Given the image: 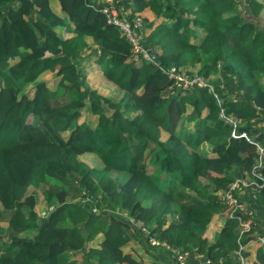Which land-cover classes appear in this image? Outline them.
<instances>
[{
    "label": "trees",
    "instance_id": "16d2710c",
    "mask_svg": "<svg viewBox=\"0 0 264 264\" xmlns=\"http://www.w3.org/2000/svg\"><path fill=\"white\" fill-rule=\"evenodd\" d=\"M104 5L0 0V264H148L133 236L209 264L246 257L260 222L242 231L230 219L211 243L207 232L264 143V30L207 1L116 0L142 19L144 58ZM198 76L215 86L183 87ZM28 186L43 189L45 215L24 200ZM244 190L263 206L264 185Z\"/></svg>",
    "mask_w": 264,
    "mask_h": 264
},
{
    "label": "built area",
    "instance_id": "2783aa9c",
    "mask_svg": "<svg viewBox=\"0 0 264 264\" xmlns=\"http://www.w3.org/2000/svg\"><path fill=\"white\" fill-rule=\"evenodd\" d=\"M115 1L116 0H107L105 1V5L101 8V11L106 16L107 22L120 28V30L125 34L127 39L132 44L134 52L141 51L143 57L148 58V54L150 52L146 48H144L142 45L144 35L142 32L141 17L136 16L135 18L130 19L128 17L127 11L124 10L123 7L116 6ZM145 54H147V56H145ZM185 81L186 80H184V82ZM189 85H192V83H189L187 86ZM219 116L222 117L226 123L228 122L232 124L234 127L239 122L235 118L225 115L222 110L219 112ZM251 121L254 123L255 118L251 119ZM258 125L264 128V122H260V120H258ZM236 133L237 132H234V129H233L231 132V135L234 137H244L248 142H252V143L254 142L252 138L248 136L245 132H240L237 134ZM255 145H256V150H257V155H258V161L256 165L264 166V143L255 142ZM251 175H258L257 172L255 171V167L252 169L251 173L249 174V176ZM249 176L241 177L239 180L233 181L232 183H230L229 189L222 195V199L224 203L230 206V210L232 209L233 211H235L236 209H239L241 211L247 212V217L249 214H251V212H248L245 209L244 202L241 201V198H242V195L245 193L244 188L252 186L251 182L248 181ZM235 189L239 190L238 191L239 196L235 195L234 193ZM42 214L45 215L46 212H43ZM236 220H238L239 223L242 225L243 230H247L249 228L248 222L242 224L240 222L239 217ZM258 240L260 241L262 245H264V236L260 235L258 237ZM149 242L151 244L156 243L155 239L152 237L150 238ZM174 253L177 259L176 264H187L186 261L189 255L187 252H179L177 250H174ZM237 253L239 254V252ZM204 261H205V264H209L211 260L205 257ZM236 264H248V263L244 260V257L241 254H239L238 261H236Z\"/></svg>",
    "mask_w": 264,
    "mask_h": 264
},
{
    "label": "rangeland",
    "instance_id": "374dc122",
    "mask_svg": "<svg viewBox=\"0 0 264 264\" xmlns=\"http://www.w3.org/2000/svg\"><path fill=\"white\" fill-rule=\"evenodd\" d=\"M186 1H188L189 6L190 7H193L194 9L198 8L199 3H201V2L204 3V1H207L209 3L210 11L212 9L213 10H215V9H217V10H225V11H230V10H234L235 9V6H233V1L231 2L232 5H227V1L228 0H199V1L186 0ZM206 15H207V18H208V13H206ZM198 37H199V31H197L194 34H192L189 37V40L190 41L191 40H197ZM246 43L249 44L250 41L247 40ZM146 49L149 51L148 47H146ZM145 56H147V54H145ZM168 71L169 72L173 71V68L172 69H169ZM194 82H197L196 85H199V86L208 85L210 88H212V87L215 86L214 85L215 84L214 83L215 81H208V82H206V81L202 80V77L201 76H198V77H196L194 79L186 80L183 83V87H186L189 83H194ZM222 84H223V82L219 83L220 88H222ZM224 90L227 91L228 89L226 90V88H224ZM28 95L31 96V92H29ZM130 102L133 103V104L135 103V101H134L133 98L130 99ZM210 108H212V104L210 105ZM155 119L158 122H160L161 124L166 123V119L165 118L155 117ZM141 121H142L143 125L145 126L147 123H149L151 121V118L142 115L141 116ZM260 122H264V116L261 118ZM254 167H255V171L257 172L258 175H251V176H249L248 177V181H250L251 184H252L251 188H254L255 191H256L259 187H261L262 185H264V166L255 165ZM239 179H240V177L237 178V179H235L234 181H237ZM42 190H43L42 188L35 189L33 186H28V188L26 190V193H25V197H24V200L26 199V201H29L27 203L31 204L33 206V208L37 211V214L40 215V216L43 215L42 214L43 212H46L47 207H48L47 206L46 195H45L44 191H42ZM252 192H250V193L252 194ZM234 193H236V192H234ZM245 196H249V193L247 194L246 191H245V194L243 195V198H245ZM255 201H256V199H255ZM253 206L254 205H252V207ZM263 206H264V203H263ZM253 208H255V206ZM253 208H252L253 213L249 214L248 217H247V219L240 218V222L242 224L248 222V224L250 226H251V223H252V226H253L254 224H256L254 221H260L259 218H258V216H257V219L255 220L256 214H255V211H254ZM225 218L227 220H230V219L236 220V219H238V216H236L235 212L231 209L230 211L227 212V216ZM227 220L222 219V221L224 223H227ZM216 234H217V231H214V236ZM133 238H135V239H133V240H135V241H133L134 244L135 245H139L142 248V250H141V254L142 255H147V253L145 252V249L143 248V246L145 247V245H146L148 247V249H149V254H150V256L152 257V260H153V262H152V260L150 262H152L153 264H161L159 262V259L152 252V248H151L152 246L149 247V245L147 244L146 241H143L142 242L141 240H139L138 239V236H133ZM130 241H132V239ZM140 242L142 243L143 246L141 245ZM256 243L260 244L258 240H256ZM188 254L190 255L191 253H188ZM237 257H238V254H237ZM176 262H177V259H176L175 263ZM203 263L205 264V261Z\"/></svg>",
    "mask_w": 264,
    "mask_h": 264
},
{
    "label": "crops",
    "instance_id": "0c3cea01",
    "mask_svg": "<svg viewBox=\"0 0 264 264\" xmlns=\"http://www.w3.org/2000/svg\"><path fill=\"white\" fill-rule=\"evenodd\" d=\"M107 1V0H105ZM249 193V196H246V199H243L244 201L246 200L248 203L252 204L255 206L254 208V211H255V214H256V218L255 220L257 219V216L259 218L261 225H262V229L259 231L260 235H264V206L260 207L256 204L255 202V197H254V194L252 192V194L250 192ZM247 193V194H248ZM254 197H252V196ZM241 201H242V198H241ZM243 201V202H244ZM239 210V209H238ZM241 211V210H239ZM243 212V217L245 219H247V212ZM222 219H225V216H219L217 217V219L215 220V224L212 225V227L210 228V230L207 232V236L209 237L208 240H209V243H211L214 239V231L218 230L222 225H224L225 223L222 221ZM233 220V219H232ZM230 220L229 222V225L231 227H242V225L239 223L238 220ZM228 222V220H227ZM249 228H250V225H249ZM248 228V229H249ZM247 229V230H248ZM247 230H243V227H242V231H247ZM257 234V232H256ZM258 235L257 237H255V235H250L251 238H249L247 240V242H245V246H246V257H244V260L246 261L247 260V263L248 264H251L252 261H254L255 259H258L259 255L261 254L260 252H264V245H262L260 243V241L258 240V237L260 236ZM256 240L259 241L260 244L256 243ZM134 241V240H133ZM134 243V242H133ZM138 246V245H137ZM242 247V246H241ZM152 248V252L154 253V255L159 259V262L161 264H175V261H176V256H175V253H174V249L168 247V246H164V245H161V246H154V247H151ZM239 251V250H238ZM145 252L147 253V255H143V259L144 261H146L148 264L149 263H152L153 260H152V257L150 256L149 254V249L146 250L145 249ZM237 251H236V255H237ZM239 254H241V252L239 251ZM238 254V255H239ZM242 255V254H241ZM152 260V262H150ZM187 264H202L204 262V256L202 255H197V254H190L188 256V259H187ZM204 264V263H203ZM232 264V263H231Z\"/></svg>",
    "mask_w": 264,
    "mask_h": 264
},
{
    "label": "water",
    "instance_id": "95a60500",
    "mask_svg": "<svg viewBox=\"0 0 264 264\" xmlns=\"http://www.w3.org/2000/svg\"><path fill=\"white\" fill-rule=\"evenodd\" d=\"M244 1V3H243ZM250 0H233L234 3L242 2V9L237 12V16L243 20L244 23H249L254 25V29L258 30L257 28V21L260 20L262 27L264 28V8L260 11V13L255 16L252 9L250 8L249 4ZM262 1V0H257ZM264 3V2H262ZM232 264H236V259H232Z\"/></svg>",
    "mask_w": 264,
    "mask_h": 264
},
{
    "label": "flooded vegetation",
    "instance_id": "af4514ba",
    "mask_svg": "<svg viewBox=\"0 0 264 264\" xmlns=\"http://www.w3.org/2000/svg\"><path fill=\"white\" fill-rule=\"evenodd\" d=\"M262 2H264V0L259 1V2L257 0H250L249 1V4L248 5L252 9V11H253V13H254L255 16H257L260 13V11L264 8V3H262ZM243 3H244V1H243ZM243 3L242 2H237V3H234L233 2V6H235V9H236L237 12L242 9ZM256 25H257L258 30L259 29L264 30V28L261 25L260 20L257 21V24ZM252 26L254 27L253 24H252ZM262 30H259V31H262ZM262 32H264V31H262Z\"/></svg>",
    "mask_w": 264,
    "mask_h": 264
},
{
    "label": "clouds",
    "instance_id": "9594fccd",
    "mask_svg": "<svg viewBox=\"0 0 264 264\" xmlns=\"http://www.w3.org/2000/svg\"><path fill=\"white\" fill-rule=\"evenodd\" d=\"M245 194V193H244ZM45 211V210H44ZM248 212H251V211H248ZM156 244V243H155ZM164 246H166L165 244H163ZM176 256V255H175Z\"/></svg>",
    "mask_w": 264,
    "mask_h": 264
}]
</instances>
